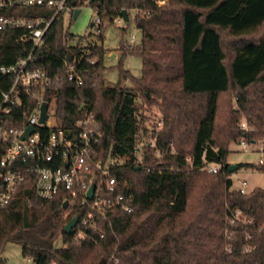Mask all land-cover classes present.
Instances as JSON below:
<instances>
[{
    "label": "trees",
    "instance_id": "trees-1",
    "mask_svg": "<svg viewBox=\"0 0 264 264\" xmlns=\"http://www.w3.org/2000/svg\"><path fill=\"white\" fill-rule=\"evenodd\" d=\"M85 3L99 18L98 40L104 24L122 11L128 22L136 11L141 38L132 54L142 61L140 78L120 68L117 84L106 85L104 49L68 34L62 17L50 23L31 66L42 65L52 79L43 99L52 102L54 129L73 140L79 120L91 115L99 125L98 158L117 160L111 175L129 188L134 210L106 211L101 238L89 228L84 237L66 234L65 225L86 208L63 209L64 191L39 198L34 175L21 166L23 181L0 209V257L14 243L33 264H264V182L249 193L231 190L227 163L230 143H264V0L67 1L74 9ZM52 14L45 6H0L3 17L48 21ZM26 35L0 32V67L27 57L33 46ZM66 65L81 85L67 79ZM128 79L133 88L120 85ZM12 80L0 73V100ZM143 104L159 109L155 132L144 124ZM242 118L252 130H240ZM206 164L219 169L207 173ZM242 167L264 181V153L261 164Z\"/></svg>",
    "mask_w": 264,
    "mask_h": 264
},
{
    "label": "built area",
    "instance_id": "built-area-1",
    "mask_svg": "<svg viewBox=\"0 0 264 264\" xmlns=\"http://www.w3.org/2000/svg\"><path fill=\"white\" fill-rule=\"evenodd\" d=\"M68 0H9L0 1V6L17 5L20 7L45 6L53 11L50 20L43 18L3 17L0 16V32L10 29H25L26 37L32 40V50L26 58L19 59L9 67H0V73L13 77L7 91L1 92L0 100V209L6 207L13 198L16 187L23 181L24 172L34 175L36 194L43 200L52 199L59 191H64L67 207H85L86 211L72 229L76 237H84V228L99 233V220H104L105 212L118 210L131 213L134 210V198L126 185H120L111 175L119 163L115 159L102 161L98 158L96 147L102 138L99 125L91 115L78 121V136L70 139L59 129H54L52 102L46 103L43 93L52 83V79L43 70L42 65L32 67L33 51L42 45L43 36L50 23L56 18L71 17L74 8ZM136 13V11H134ZM116 23L123 22L117 18ZM99 18H96V26ZM133 42L128 45L132 49ZM92 63V61H90ZM69 81L81 85L72 65H66ZM23 103L24 109L16 113L15 108ZM47 104V118L40 122L41 105ZM244 133L252 130L246 122L239 124ZM32 129L26 136V131ZM151 141H155L152 139ZM242 147L255 145L242 139ZM260 158L263 162L264 143H259ZM150 146H153V144ZM21 164V165H20ZM219 166L206 164L207 173H216ZM94 185L92 198L88 191ZM244 193L243 189L238 190ZM117 261L115 260V263Z\"/></svg>",
    "mask_w": 264,
    "mask_h": 264
},
{
    "label": "rangeland",
    "instance_id": "rangeland-1",
    "mask_svg": "<svg viewBox=\"0 0 264 264\" xmlns=\"http://www.w3.org/2000/svg\"><path fill=\"white\" fill-rule=\"evenodd\" d=\"M79 10L80 12L75 19H73V16L64 17V30H67L68 34L76 38L83 37L84 41L97 43L104 49L105 84L108 86L117 84L120 68L129 71L133 77L140 78L142 61L139 56L132 54L141 38L140 31L135 27L133 21L135 13L133 11L130 12L131 18L128 22L104 24L100 31L101 40H98L95 36L98 34L95 10L87 5V3L80 6ZM132 42L134 46L132 49H129L128 45ZM74 43L75 41L70 44ZM120 85L126 88H133L135 86L134 82L130 79L121 80ZM232 102L234 105L233 99ZM140 110L145 119L144 124L147 129L149 131H157L161 121L158 107L156 105L147 106L143 104ZM243 122L245 123V120L243 118L240 119V123ZM152 139L154 138L148 137L144 139L148 147L155 146V141H151ZM150 144H153V146H150ZM259 146V142L245 148L239 143H230L227 163L230 166L236 167L239 164H257L260 158ZM140 147H142V144ZM169 147L170 153H174L175 150L171 144ZM139 155L140 151H138ZM155 156H160L158 151H155ZM228 178L232 181L231 190L243 189L244 193H249L254 188H261L264 182L261 173L245 167L237 168L232 173H229ZM236 218L243 221V216L240 213L236 215ZM232 239H234L233 234L230 235V240ZM0 259L2 264H33L30 259L21 256L20 246L14 243H7L5 245Z\"/></svg>",
    "mask_w": 264,
    "mask_h": 264
},
{
    "label": "water",
    "instance_id": "water-1",
    "mask_svg": "<svg viewBox=\"0 0 264 264\" xmlns=\"http://www.w3.org/2000/svg\"><path fill=\"white\" fill-rule=\"evenodd\" d=\"M79 12H80L79 9H75V10H74V12H73V19H75V18L77 17V15L79 14ZM121 16H122V18H123V21L127 22V15H126V12H125V11H122V12H121ZM46 108H47V104H46V103H43V104L41 105V117H40V122H41V123H44L45 120H46V118H47V115H46V113H45ZM31 130H32V129H28V130L26 131L25 136H26L28 133H30ZM236 169H237L236 166H230V167L228 168V172H229V173H232V172H233L234 170H236ZM94 188H95L94 185H91L90 188H89V191H88V198H89V199L92 198ZM62 207H63V209H66V207H67V203L64 202ZM76 223H77V218H73L71 221H69V222L65 225V227H64V231H65V233H66V234L70 233V232L72 231V229L75 227Z\"/></svg>",
    "mask_w": 264,
    "mask_h": 264
}]
</instances>
